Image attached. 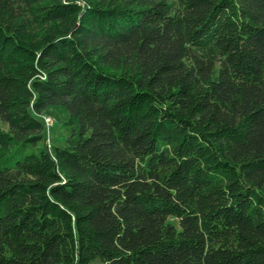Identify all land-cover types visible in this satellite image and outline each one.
Segmentation results:
<instances>
[{"label":"trees","instance_id":"trees-1","mask_svg":"<svg viewBox=\"0 0 264 264\" xmlns=\"http://www.w3.org/2000/svg\"><path fill=\"white\" fill-rule=\"evenodd\" d=\"M0 124V264H264V0H0Z\"/></svg>","mask_w":264,"mask_h":264},{"label":"rangeland","instance_id":"rangeland-1","mask_svg":"<svg viewBox=\"0 0 264 264\" xmlns=\"http://www.w3.org/2000/svg\"><path fill=\"white\" fill-rule=\"evenodd\" d=\"M171 4L177 3L178 0H168ZM49 120V122H48ZM45 125L47 127L46 132V143L48 146H56L60 143L65 142L66 140V133L65 131L52 119V118H45ZM3 128L6 126L0 124ZM171 223L177 224L175 220H170Z\"/></svg>","mask_w":264,"mask_h":264},{"label":"built area","instance_id":"built-area-1","mask_svg":"<svg viewBox=\"0 0 264 264\" xmlns=\"http://www.w3.org/2000/svg\"><path fill=\"white\" fill-rule=\"evenodd\" d=\"M48 122H49V120H48Z\"/></svg>","mask_w":264,"mask_h":264}]
</instances>
